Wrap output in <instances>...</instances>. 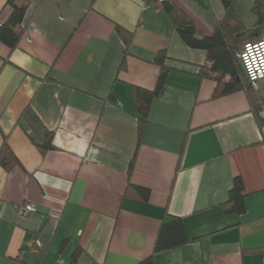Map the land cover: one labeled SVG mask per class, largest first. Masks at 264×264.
Returning a JSON list of instances; mask_svg holds the SVG:
<instances>
[{
	"label": "crops",
	"instance_id": "obj_1",
	"mask_svg": "<svg viewBox=\"0 0 264 264\" xmlns=\"http://www.w3.org/2000/svg\"><path fill=\"white\" fill-rule=\"evenodd\" d=\"M24 1L19 45L0 41V147L19 161L0 165V264H70L78 248L76 264H264V122L248 92L214 96L221 74L201 75L207 52L182 40L164 0ZM174 1L200 37L226 14L222 0ZM255 1L234 5L247 28L241 12L254 15ZM11 12L0 0V22ZM117 25L134 33L124 69ZM162 50L167 81L139 139L132 86L155 89ZM28 107L54 131L53 149L31 139ZM235 177L243 213L223 206ZM129 182L149 199L126 193ZM26 203L37 211L21 214ZM167 212L192 241L153 253Z\"/></svg>",
	"mask_w": 264,
	"mask_h": 264
},
{
	"label": "trees",
	"instance_id": "obj_2",
	"mask_svg": "<svg viewBox=\"0 0 264 264\" xmlns=\"http://www.w3.org/2000/svg\"><path fill=\"white\" fill-rule=\"evenodd\" d=\"M150 1V0H148ZM152 1V0H151ZM226 14L219 21L211 36L200 37L197 35L195 23L174 0H164L162 2L170 21L178 31L182 40L191 48L202 49L207 52L206 63L201 68L202 76H209L211 73H220L216 77L218 82L215 91V97L228 95L230 93L246 90L251 103L256 106V114L260 116V104L255 99V90L251 87L241 60L237 52L247 41L260 37L264 34V0H256L252 7V12L256 21L251 28L245 27L239 16L234 10L236 0H222ZM12 7V12L8 20L0 22V41L14 50L19 45L24 32V22L27 15L28 6L24 0H7ZM20 30V33L16 31ZM117 31L121 34L125 43V53L120 65L124 69L126 65V55L128 48L133 40L134 33L119 25ZM169 59L167 52L162 50L157 53L155 63L160 67V75L155 89L150 90L140 86H132V96L135 105V111L138 117V136L141 139L144 128L148 122V115L152 101L163 89L169 72L166 62ZM228 76V80H224ZM21 120H25L28 128L31 129L30 136L42 152L54 148V131L48 129L37 116V114L28 107L22 114ZM19 163L15 153L4 139L0 147V165L10 170ZM133 162L130 169H132ZM137 192L138 196L144 200L150 197L149 188L135 186L129 182L126 193L129 191ZM245 186L242 178L235 177L229 191L227 200L223 206L227 212H245ZM189 237L185 223L182 217L165 213L162 218L159 232L156 238L153 253L176 249L189 243ZM81 249L78 248L72 256L70 264H76ZM154 255L142 261L140 264H153Z\"/></svg>",
	"mask_w": 264,
	"mask_h": 264
},
{
	"label": "built area",
	"instance_id": "obj_3",
	"mask_svg": "<svg viewBox=\"0 0 264 264\" xmlns=\"http://www.w3.org/2000/svg\"><path fill=\"white\" fill-rule=\"evenodd\" d=\"M237 55L241 60L246 77L251 87L258 93L263 94L260 102V116L264 119V34L260 37L247 41L238 50ZM19 211L23 215L36 212L37 208L31 203L20 206ZM33 251L37 254L41 252V243L38 239L31 241Z\"/></svg>",
	"mask_w": 264,
	"mask_h": 264
},
{
	"label": "rangeland",
	"instance_id": "obj_4",
	"mask_svg": "<svg viewBox=\"0 0 264 264\" xmlns=\"http://www.w3.org/2000/svg\"><path fill=\"white\" fill-rule=\"evenodd\" d=\"M244 18V22L250 27H252L256 21V17L254 15H252L251 13H249V11H242L241 12Z\"/></svg>",
	"mask_w": 264,
	"mask_h": 264
}]
</instances>
